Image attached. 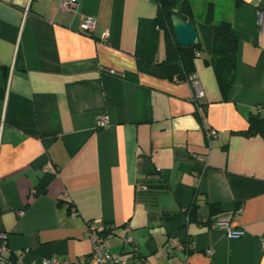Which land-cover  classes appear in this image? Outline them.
<instances>
[{"label":"crops","instance_id":"obj_1","mask_svg":"<svg viewBox=\"0 0 264 264\" xmlns=\"http://www.w3.org/2000/svg\"><path fill=\"white\" fill-rule=\"evenodd\" d=\"M60 2L0 0L4 255L75 261L99 220L126 264H264V138L240 133L264 117V0L207 2L205 19L229 21L238 52L227 93L206 55L194 57L198 105L182 64L166 60L156 0H76L71 12ZM206 127L218 136L206 140Z\"/></svg>","mask_w":264,"mask_h":264},{"label":"trees","instance_id":"obj_2","mask_svg":"<svg viewBox=\"0 0 264 264\" xmlns=\"http://www.w3.org/2000/svg\"><path fill=\"white\" fill-rule=\"evenodd\" d=\"M158 11L156 23L163 29L166 60L179 61L186 74L193 71V59L196 52H203L205 63L214 69L220 86L228 92L234 80V67L237 59L238 42L232 24L222 20L216 24L209 23L205 16L212 15L213 5L208 3L207 13L202 20L197 18L192 0H156ZM176 14L192 24L197 33L198 41L194 45L182 48L176 44L173 34L171 15ZM248 127L240 131L245 136L260 135L264 138V117L250 115ZM149 194H141L140 198L149 199ZM189 217L196 219L195 206H190ZM105 234H112L113 227L105 223Z\"/></svg>","mask_w":264,"mask_h":264},{"label":"built area","instance_id":"obj_3","mask_svg":"<svg viewBox=\"0 0 264 264\" xmlns=\"http://www.w3.org/2000/svg\"><path fill=\"white\" fill-rule=\"evenodd\" d=\"M76 4V0H61L60 7L66 12H71ZM258 24L260 29L264 31V13H259ZM95 26V19L93 17H85L81 23V31L85 34H89L93 31ZM107 33L102 34V39L105 40ZM195 56H199V52H196ZM186 81L192 88L191 99L198 105V100L203 96V88L197 77L190 73L185 75ZM199 111V108H198ZM108 123V117L106 115L98 119L99 126H105ZM204 136L206 140L216 138L218 131L213 128H204ZM136 192L138 195L146 194L150 192L148 185L142 179L136 182ZM240 210H236V214ZM217 225L227 230L228 237H239L243 234L240 229H231L226 222H217ZM105 223L99 220L90 222L87 226V233L92 238V248L89 254L77 258L75 261H69L63 258H48L41 260L40 264H126V257L119 252H113L109 249L106 239L110 234H105ZM0 264H21L20 258L10 259L4 255L6 250V236L0 234ZM171 245L173 247L181 248V244L172 239ZM209 253L210 250H207ZM186 264V263H185Z\"/></svg>","mask_w":264,"mask_h":264},{"label":"water","instance_id":"obj_4","mask_svg":"<svg viewBox=\"0 0 264 264\" xmlns=\"http://www.w3.org/2000/svg\"><path fill=\"white\" fill-rule=\"evenodd\" d=\"M170 18L173 26V34L178 46L186 48L197 43V33L191 23L186 22L176 14H172Z\"/></svg>","mask_w":264,"mask_h":264},{"label":"rangeland","instance_id":"obj_5","mask_svg":"<svg viewBox=\"0 0 264 264\" xmlns=\"http://www.w3.org/2000/svg\"><path fill=\"white\" fill-rule=\"evenodd\" d=\"M209 0H192L194 8H195V13L197 15V18L202 20L204 16L207 13V7H208V2ZM215 13H219L218 9H215Z\"/></svg>","mask_w":264,"mask_h":264}]
</instances>
